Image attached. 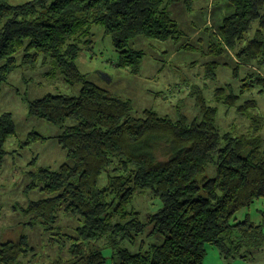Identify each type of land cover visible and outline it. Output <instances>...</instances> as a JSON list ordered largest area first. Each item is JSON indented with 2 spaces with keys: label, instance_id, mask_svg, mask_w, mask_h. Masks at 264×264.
I'll return each instance as SVG.
<instances>
[{
  "label": "trees",
  "instance_id": "obj_1",
  "mask_svg": "<svg viewBox=\"0 0 264 264\" xmlns=\"http://www.w3.org/2000/svg\"><path fill=\"white\" fill-rule=\"evenodd\" d=\"M199 1L30 0L13 6L0 0V85L19 67L47 63L64 82L80 85L76 97L47 94L27 104L29 117L64 127L56 139L68 163L31 174L28 189H37L42 198L23 211L45 233L60 215L76 222L72 236L57 229L48 239L69 244V258L55 264H105L107 249L111 264H203L207 247L229 264L245 261L264 246L260 225L234 219L264 200V140L258 135L263 119L249 114L256 109L254 100L240 102L246 89L264 91L262 76L242 71L264 65V0H224L232 12L219 21L216 35L204 28L205 52L216 59L231 53L234 60L233 66L206 64L205 77L214 80L217 68L228 66L244 83L238 94L226 85L212 98L245 116L251 135L222 131L218 109L198 93L191 120L151 110L134 118L129 101L87 81L75 66L79 45L89 43L91 28L99 25L117 53L115 67L137 74L144 55L131 47L132 40L177 41L183 32L167 5L181 3L188 12ZM13 136V118L0 114V162ZM28 138L44 140L34 132ZM139 194L161 203L143 220L130 208ZM25 242L22 236L15 244H0V264H18L28 251Z\"/></svg>",
  "mask_w": 264,
  "mask_h": 264
},
{
  "label": "rangeland",
  "instance_id": "obj_2",
  "mask_svg": "<svg viewBox=\"0 0 264 264\" xmlns=\"http://www.w3.org/2000/svg\"><path fill=\"white\" fill-rule=\"evenodd\" d=\"M6 1L16 6L30 0ZM193 7L187 12L181 3L167 5L172 19L183 32V36L177 41L160 44L144 37L132 40L131 47L141 50L144 55L137 74L132 75L129 70L115 67L117 53L111 45L110 37L103 34L99 25L91 28V35L88 37L90 42L79 45L80 52L76 56L75 66L87 81L122 101H129L134 118L141 116L144 110H151L172 120L181 114L191 120L197 115L194 97L198 93L207 105L218 109L216 121L222 131H230L235 137L241 134L251 135L253 131L247 132L250 123L245 116L237 115L232 108L227 110L217 105L212 98L215 89L226 85L232 88L233 93L238 94L244 83L239 78L232 77L228 66L218 67L214 80L204 75V66L213 61H228L231 66L234 64L231 53L216 59L205 52L209 39L207 32H204V28H207L216 35L219 21L223 16L231 14L232 10L224 0H200ZM185 44L191 46L190 51L183 49ZM243 68L245 73L264 78V65L259 69L249 65ZM79 89V84L71 86L64 82L59 72L52 69L49 63L37 64L33 69L19 67L0 85V114H10L15 129V136L10 137L3 147L5 154L0 162V244H15L20 237H25L28 251L19 259L18 264H55L69 258V244H52L48 239L57 233V229L72 236L77 225L73 219L60 215L54 229L45 233L39 221H34L23 213L29 202L42 198L37 189H28L31 174L46 167L56 170L61 164L68 163L66 154L60 149L56 139L64 132V127L29 117L27 104L47 94L76 97ZM246 90L241 95L240 102L249 99L255 101L256 109L250 110L249 114L263 119L262 131L258 135L264 140V91L258 93V88ZM33 132L44 140L28 142V135ZM263 149L264 144L261 147ZM130 204V208L138 212L141 220L161 207V203L150 199L148 194L135 196ZM245 218L260 225L264 233V200L255 201L234 216L236 222ZM208 250L209 258L210 251L216 253L214 247ZM110 255L108 249L103 251L105 264H111ZM218 261L225 264L220 258ZM211 262L215 264L212 259ZM229 264H264V246L245 261L234 260Z\"/></svg>",
  "mask_w": 264,
  "mask_h": 264
},
{
  "label": "crops",
  "instance_id": "obj_3",
  "mask_svg": "<svg viewBox=\"0 0 264 264\" xmlns=\"http://www.w3.org/2000/svg\"><path fill=\"white\" fill-rule=\"evenodd\" d=\"M210 247H207L206 248V254H205V257H204V262H203V264H212V262H211V259L212 260H214L215 261V264H220V262L218 261V255H216V253H212V251H210L211 253H210V258H209V256H208V249H209ZM214 254V255H213ZM210 259H208V258Z\"/></svg>",
  "mask_w": 264,
  "mask_h": 264
}]
</instances>
